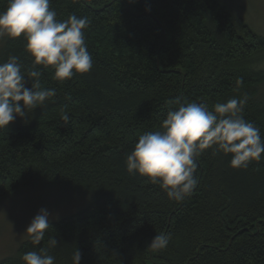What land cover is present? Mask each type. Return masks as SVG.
<instances>
[{
  "label": "trees",
  "instance_id": "trees-1",
  "mask_svg": "<svg viewBox=\"0 0 264 264\" xmlns=\"http://www.w3.org/2000/svg\"><path fill=\"white\" fill-rule=\"evenodd\" d=\"M50 8L61 21L89 18L93 66L63 83L51 66H36L41 88L56 96L0 130V202L59 187L83 203L52 221L41 245L28 237L0 264H23L41 247L54 264H73L77 249L81 264H264V158L233 169L231 155L204 150L197 187L182 202L126 166L141 135L163 130L177 99L214 111L246 98L242 115L264 139V37L220 0H51ZM25 48L22 37L0 40V63L15 56L30 71ZM161 232L168 246L149 250Z\"/></svg>",
  "mask_w": 264,
  "mask_h": 264
},
{
  "label": "clouds",
  "instance_id": "clouds-1",
  "mask_svg": "<svg viewBox=\"0 0 264 264\" xmlns=\"http://www.w3.org/2000/svg\"><path fill=\"white\" fill-rule=\"evenodd\" d=\"M51 0H8L0 11V40L23 38L25 50L31 55L33 68L23 72L17 57L10 56L0 63V130H5L17 117L26 119L31 110L43 108L56 96L54 88L42 89L41 71L36 67L51 66L52 79L63 83L76 74H86L93 66L84 30L89 26L88 17L71 15L58 20ZM31 83V88L27 87ZM241 81H238L240 83ZM178 110H169L162 123V131L141 135L134 149L126 156L129 173L148 177L159 184L168 198L182 202L190 196L198 184L196 159L204 150L216 147L225 155H231L230 167L247 169L253 161L264 158V139L254 124L247 122L242 113L245 99H230L217 103L214 111L195 102L181 103ZM65 124L67 114H62ZM51 228V213L40 209L26 228L25 234L34 246L41 245ZM169 235L156 234L148 245L151 251L166 248ZM55 247V237L48 239ZM23 264H54V257L43 247L29 251L21 257ZM82 254L77 249L73 264H81Z\"/></svg>",
  "mask_w": 264,
  "mask_h": 264
},
{
  "label": "rangeland",
  "instance_id": "rangeland-1",
  "mask_svg": "<svg viewBox=\"0 0 264 264\" xmlns=\"http://www.w3.org/2000/svg\"><path fill=\"white\" fill-rule=\"evenodd\" d=\"M220 1L235 17L242 18L256 34L264 37V0ZM258 68L264 69V61ZM69 198V191L56 187L50 190L18 193L1 201L0 261L13 256L20 245L28 239L25 234L26 228L40 209L45 208L51 213L52 222L72 214L83 203L68 201Z\"/></svg>",
  "mask_w": 264,
  "mask_h": 264
}]
</instances>
